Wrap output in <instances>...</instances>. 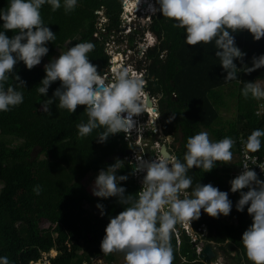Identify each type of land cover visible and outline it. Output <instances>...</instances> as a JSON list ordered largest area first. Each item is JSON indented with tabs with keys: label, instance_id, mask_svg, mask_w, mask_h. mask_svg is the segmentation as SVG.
<instances>
[{
	"label": "trees",
	"instance_id": "16d2710c",
	"mask_svg": "<svg viewBox=\"0 0 264 264\" xmlns=\"http://www.w3.org/2000/svg\"><path fill=\"white\" fill-rule=\"evenodd\" d=\"M8 3L9 0H0V9H5ZM121 5L122 0H77L74 10L69 12H65L63 0L56 11H52L47 3L42 5L43 22L56 36L45 45L49 49L46 58L50 60L59 54V48L92 42L95 47L88 53L89 61L96 65L98 72L105 73L110 64L106 43L113 33L123 30ZM99 11L103 12L106 21H101ZM174 23L157 11L148 29L157 36L159 43L146 51V89L159 97L162 129L166 135L174 137L172 154L183 161L187 138L199 132H207L210 140L218 141L224 137L236 140L241 134L248 136L255 129L264 130V115L256 118L254 106L258 101L264 103V99L245 98L241 94L248 81L264 88V66L250 73L240 71L236 80L226 81V72L214 55V41L187 45L184 29L173 27ZM2 25L0 20V31L5 35L12 37L15 34L3 29ZM232 35L236 45L246 54L244 65L251 67L252 57L264 54V37L254 40L246 29ZM129 39L132 43L134 34ZM234 63L241 67V61L234 60ZM14 73L25 82L24 88L18 85ZM14 73L9 74L5 87H16L24 99L7 112L0 111V257L6 256L10 264H29L55 249L57 254L51 258V264H84L99 256L108 264H117L114 252L107 255L101 252L100 242L109 217H114L124 206L118 203L117 197L94 196L85 180L89 174L98 173L119 159L121 168L116 175L128 176L119 185L126 189V194L135 197L141 183L133 173V163L125 158L132 145L123 132L110 135L106 142H98L96 137L103 128L94 129L90 135L80 138L76 124L87 121L82 105L69 113L57 108L53 102L49 106L51 114L45 112L41 105L52 97L60 81L50 85L47 96H41L37 89L45 76L44 65L29 70L18 61ZM229 99L234 100L237 114L236 120L229 122L226 128L221 121L220 109L228 105ZM231 151V166L222 173L221 162L209 172L196 167L189 170L193 185L211 183L228 192L232 201L229 215L213 218L201 209L193 226L196 230L201 225L207 226L206 239L229 264H245V261L252 264L247 260L240 240L252 218L247 213V206L244 211L236 210L240 194L231 192L229 183L237 176L240 145L234 144ZM251 153L264 160V137H261L260 150ZM236 158L238 160L234 161ZM37 185L41 188L39 195L33 191ZM97 204L103 205L104 215L100 214ZM48 223L47 228L42 226ZM171 245L173 264H202L194 262V248L185 233L178 243L172 232Z\"/></svg>",
	"mask_w": 264,
	"mask_h": 264
},
{
	"label": "clouds",
	"instance_id": "9594fccd",
	"mask_svg": "<svg viewBox=\"0 0 264 264\" xmlns=\"http://www.w3.org/2000/svg\"><path fill=\"white\" fill-rule=\"evenodd\" d=\"M45 3L51 6L52 11L61 7V0H9L7 7L0 9L3 29L15 32L12 37H8L0 31L2 112L18 106L24 99L23 93L16 87H5L9 74L14 73V66L18 61H22L29 70L39 65L42 57L49 51L46 43L56 39L55 33L43 22L41 16L40 9ZM76 5L77 0H63L65 12L74 10ZM156 5L158 7L151 5L153 13L138 7L129 13L130 10L125 11L121 6L128 13L127 16L133 15L127 20L128 24L136 25L130 35L138 29V15L152 17L158 11L164 18L175 22L173 27L184 29L187 45L209 44L214 41V55L219 58L220 65L226 72L224 80H236L238 72L250 73L264 66V54L253 56L251 67L245 66L243 58L246 54L236 45L232 35L246 29L254 40L264 37V0H156ZM104 20H107L105 16ZM145 27L148 28H143ZM150 31L148 29V33L143 35V43L147 42V49L159 43L157 36ZM94 47L92 42L76 43L66 51L59 52L58 56L44 65L45 76L37 91L41 96H47L53 82L59 80L60 86L41 106L49 114V106L53 102L57 108L66 109L69 113H74L78 105L84 106L87 121L76 124L80 138L90 135L98 128L104 129L96 137L100 143L106 142L110 135L130 130L138 138L133 118L146 112L147 102L144 105L142 99L145 81L140 75H132L128 65L113 68V79L107 81L97 71L96 65L89 61L88 53ZM129 48L133 50L132 47H128V50ZM133 55V52L128 53L129 62ZM234 60L241 61V67H237ZM145 79L147 81V72ZM15 80L24 88L25 82L16 74ZM148 93L155 95L149 91ZM241 94L245 98L251 96L264 99V88L259 83L248 81ZM147 100L151 105L152 101L149 98ZM158 110L160 111L159 97ZM160 124L163 135L156 139L162 138L163 143L168 144L173 136L164 133L162 120ZM153 137L150 140H155ZM261 137H264V130L255 129L246 139L242 138L241 143L249 152H257L261 148ZM234 143L230 137L213 142L207 132H199L187 138L183 161L172 152L160 153L155 159L135 157L133 173L143 174L141 187L135 197L126 194V189L119 185L120 181L128 179L127 175H116L121 168V160L117 159L115 163L100 169L92 185V194L100 198L117 197L118 203L124 206L114 217H109L104 229L105 235L100 242L101 252L105 255L121 252L124 254L125 264H173L171 235L177 223H190L198 219L201 209L213 218L230 214L232 201L228 192L219 190L211 183L197 182L193 185L188 173L193 167L209 172L217 162L230 163ZM148 147L152 150L154 145ZM169 150L171 151L170 145ZM154 154L155 152H150L148 155L152 157ZM229 183L230 191L240 194L236 210L244 211L247 206V213L252 218L251 224L240 238L244 254L252 264H264V180H260L254 170L244 165L243 171ZM245 188L247 191H243ZM33 191L39 195L40 186H35ZM96 206L101 210L100 214L104 215L103 205ZM0 264H10V261L6 256L0 257ZM216 264H222V258L217 259Z\"/></svg>",
	"mask_w": 264,
	"mask_h": 264
},
{
	"label": "rangeland",
	"instance_id": "374dc122",
	"mask_svg": "<svg viewBox=\"0 0 264 264\" xmlns=\"http://www.w3.org/2000/svg\"><path fill=\"white\" fill-rule=\"evenodd\" d=\"M127 2V5H128V1L127 0H122V5L126 11V6H125V3ZM151 3H154L156 5V0L154 2H152V0H149L148 4L151 5ZM121 5V6H122ZM156 7H158V5H156ZM133 8L131 9H128L130 10L129 13L132 11ZM103 10V9H102ZM142 10H144V7L142 8ZM99 14H100V19H102L103 21L104 20V14L102 11H99ZM128 13L124 12L123 10V13H122V27H123V30L118 32V33H113L110 37V40L106 43V53L108 54L109 57V67L106 69V71H109V72H112L113 70V65L117 64L118 67L121 65L122 68H124L126 65H128L129 61L127 60L128 59V53H129V50H128V47H132L133 49V58L131 59V62L136 60V67H139V68H144V66L146 67L147 64H148V60H147V57H146V54H144L146 52L145 49H147V42L146 44L144 45L143 41H144V38H143V35L146 33H148V28L145 27L143 28V26L141 24H139V22H137V28L139 29V31L136 33H133L134 34V40L132 41V43L130 42V39H129V36L130 34H128V26L126 24L127 22V17ZM144 15V14H143ZM130 16V15H129ZM133 16V15H132ZM131 16V17H132ZM141 17L140 15H138V18ZM150 17V15H144V19H148ZM128 20H130V17H128ZM143 23V22H141ZM99 27H101V24L98 25ZM133 29V27H132ZM134 31V30H133ZM151 32V31H150ZM152 33V32H151ZM154 34V33H153ZM141 42V44H139ZM157 43H158V40H157ZM68 48V46H67ZM67 48H59V52H63V51H66ZM59 54H57L56 56H58ZM54 56V57H56ZM116 59H119L120 62L119 64L116 62H114ZM49 60L46 58V56L42 57L41 59V63L42 65H45L46 63H48ZM112 74V73H111ZM134 73H132L133 75ZM111 79L113 78H110V79H107V81H110ZM145 91H147L144 87ZM148 92V91H147ZM220 114H221V121L222 123L225 125V127L227 128V124L229 122H233L236 120V114H237V110H236V106H235V102L234 100H231L229 99L228 100V105L226 107H222L220 109ZM162 116V115H161ZM171 117H173L172 121H174V116L172 115ZM156 128H159L158 126H156V124L154 123H151V125L147 128L145 127H135V130L138 131L140 129V132H141V136L143 137L142 140H140V144H142L144 141H147V142H150V139L148 138H152V136H154L153 138H159V136L163 135L162 132L156 130ZM156 130V131H155ZM182 136V134H180V137ZM138 138H137V134L135 132H133V136H131L129 138V140H127L131 145H134L136 142H137ZM152 141V140H151ZM213 142H215L214 139H212ZM171 142H174V137L171 139ZM133 152V150H132ZM131 154V158H133V160L135 159V157H144L145 159H150L149 156H144V154H142V151L141 150H135L133 153H130ZM37 155V152L34 153V157ZM148 155V154H146ZM121 158H122V155H121ZM234 161L235 160H238V158L236 159H233ZM232 161V159H231ZM231 161L230 163H222V165L219 166V169L222 172H224L226 170V167H230L231 166ZM135 167V166H134ZM238 170V166L236 168ZM98 173H91L89 174V176L86 178V183H87V188L89 190V192L92 194V185L94 183V179L96 177ZM142 173H135V177H137L139 183H141V179H142ZM0 191H1V185H0ZM194 222V221H193ZM182 225V226H185L187 223H177L176 225ZM44 228H47L49 226V223L48 224H43L42 225ZM181 227V226H180ZM173 233L175 235V231L173 230ZM187 235V234H186ZM180 238H182V235L180 236ZM181 241V239H180ZM57 254V251L54 249L53 251H51L50 253H45V254H42V256L39 258L38 261L36 262H31L29 264H51L50 261H51V258H53V256H55ZM235 254V253H234ZM114 255L116 257V263L117 264H125V261H124V254L121 253V252H114ZM106 260L99 256V257H93L91 262H84V264H105ZM245 264H249L247 261L244 262Z\"/></svg>",
	"mask_w": 264,
	"mask_h": 264
},
{
	"label": "built area",
	"instance_id": "2783aa9c",
	"mask_svg": "<svg viewBox=\"0 0 264 264\" xmlns=\"http://www.w3.org/2000/svg\"><path fill=\"white\" fill-rule=\"evenodd\" d=\"M131 16L132 15L127 16L126 19L128 20V17H131ZM151 19H152L151 16L148 19H144V16L141 15L140 22L139 21L138 22L144 27V26H148V24L151 22ZM141 22H143V23H141ZM126 24L128 26V29H129L128 34L130 33V31H133L136 28V25L135 26L130 25V24H128V22H126ZM132 27H133V29H132ZM139 44H141V43H139ZM145 50L147 51V49H145ZM132 51L129 48V52H132ZM119 62H120V60L117 61L118 64H119ZM114 66L115 65H113V67ZM119 67H121V65ZM128 69L130 70L131 74L134 73L133 75H140L141 78L145 81V86H146L147 81L145 78H146L147 69L145 66H144V68L143 67L142 68L136 67V60H134L132 62H129ZM102 75L107 79L113 78V72L106 71ZM143 93H144V95H143L142 99H143L144 105L147 102L148 98L152 101V104L150 105V107L145 105L146 112L143 111V113H141L140 115L135 116L133 118L134 121L136 122L134 129H135V127H142V128L145 127L148 129V127L151 125V123H154V124H156V126L159 127V128H156V130L161 132L160 121L162 120V118H161V113L158 110V97L155 95H150V93H148L145 90H143ZM254 106L256 108L255 117L256 118H262L264 115V103L261 101H258L255 103ZM146 115H147V117H146ZM131 136H133V132H131V130L129 132L125 133V139L126 140H129V138ZM242 138L246 139L247 136H245L244 134H241L238 139L234 140L235 141L234 144L240 145V152H241L240 164L238 166L237 175L243 171L244 165H248L250 167V169L254 170L257 173V176L260 180H264V160H261V158H259L257 155H253L251 152L246 150V148L241 143ZM142 139H143V137L141 136V132L139 129L138 130V140L134 145H132V148H131L133 150V152L135 150H141L142 154H144V156H150V155H146L145 148L148 146L152 147L154 145V147H152V150H151V152H155V154L152 156V159H155L161 155L159 152V149H160L162 143L164 142V140H162V138L161 139H155L152 142L144 141L142 144H140L139 141ZM148 139H151V138H148ZM138 146L140 147V149H138ZM130 156H131V154L129 153V155L128 156L126 155L125 158L129 159L130 162L133 164L136 163V160L135 159L133 160V158H131ZM245 190L247 191L246 188H245ZM193 221L194 220H192L190 223H187L185 226H182L181 224L178 226L177 225L175 226L174 231H175V236L178 240V243H180L181 242L180 239H182V238H180V236L183 233H185L189 236L190 242L192 243L193 248H194V254L196 257V260L194 262H201L202 264H216L217 259L222 258V264H229L228 260L223 255L217 253L216 248H215L213 243H212V246L214 248L216 256L214 258H212L210 261H205V259L203 257H201V255L203 254V250H204L205 245L210 244L208 242V240L206 239V237L209 234V230H208L207 226H205V225H201L196 230L193 226ZM183 260H186V257H183Z\"/></svg>",
	"mask_w": 264,
	"mask_h": 264
},
{
	"label": "water",
	"instance_id": "95a60500",
	"mask_svg": "<svg viewBox=\"0 0 264 264\" xmlns=\"http://www.w3.org/2000/svg\"><path fill=\"white\" fill-rule=\"evenodd\" d=\"M138 149H140V147H138ZM160 153L161 154H167V153H171V151L169 150V145L167 143H163L160 147ZM127 153H132V149H128L126 151ZM145 152L147 154H150L151 152V148L150 147H146L145 148ZM135 166V163L133 164ZM216 256V253L214 251V248L212 245H205L204 250H203V254L201 255V257H203L205 259V261H210L212 258H214Z\"/></svg>",
	"mask_w": 264,
	"mask_h": 264
},
{
	"label": "bare ground",
	"instance_id": "6f19581e",
	"mask_svg": "<svg viewBox=\"0 0 264 264\" xmlns=\"http://www.w3.org/2000/svg\"><path fill=\"white\" fill-rule=\"evenodd\" d=\"M128 1V5L127 2L125 3L126 6V10L131 9V8H143L144 7V11L149 12V13H153V9L151 7V5L155 6L156 5L154 3H151V5L148 4L149 0H127ZM153 2V1H152ZM119 61V59L115 60V63ZM113 68H118V65L115 64V66ZM147 105H150V102L147 100Z\"/></svg>",
	"mask_w": 264,
	"mask_h": 264
},
{
	"label": "flooded vegetation",
	"instance_id": "af4514ba",
	"mask_svg": "<svg viewBox=\"0 0 264 264\" xmlns=\"http://www.w3.org/2000/svg\"><path fill=\"white\" fill-rule=\"evenodd\" d=\"M172 142H168V144L170 145V147H171V150H172V144H171ZM149 158L150 159H152V157L151 156H149Z\"/></svg>",
	"mask_w": 264,
	"mask_h": 264
},
{
	"label": "crops",
	"instance_id": "0c3cea01",
	"mask_svg": "<svg viewBox=\"0 0 264 264\" xmlns=\"http://www.w3.org/2000/svg\"><path fill=\"white\" fill-rule=\"evenodd\" d=\"M105 264H108L107 262H105Z\"/></svg>",
	"mask_w": 264,
	"mask_h": 264
}]
</instances>
